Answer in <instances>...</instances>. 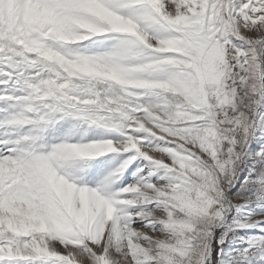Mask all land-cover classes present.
I'll return each mask as SVG.
<instances>
[{
  "label": "snow or ice",
  "instance_id": "snow-or-ice-1",
  "mask_svg": "<svg viewBox=\"0 0 264 264\" xmlns=\"http://www.w3.org/2000/svg\"><path fill=\"white\" fill-rule=\"evenodd\" d=\"M0 264H264V0H0Z\"/></svg>",
  "mask_w": 264,
  "mask_h": 264
}]
</instances>
